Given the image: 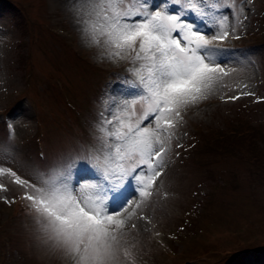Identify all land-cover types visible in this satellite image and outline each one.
Listing matches in <instances>:
<instances>
[{
  "label": "rangeland",
  "instance_id": "374dc122",
  "mask_svg": "<svg viewBox=\"0 0 264 264\" xmlns=\"http://www.w3.org/2000/svg\"><path fill=\"white\" fill-rule=\"evenodd\" d=\"M76 4L0 0V166L22 178L82 155L96 143L110 97L129 94L130 65L102 60L89 46ZM218 15L229 17L232 33L218 45L219 61L232 69L225 98L185 115L167 146L159 194L141 210L151 223L133 219L131 255L121 264H264V168L257 167H264V0H235ZM241 91L254 95L228 99ZM0 183L8 188L0 191V264H66L38 238L23 189L7 176Z\"/></svg>",
  "mask_w": 264,
  "mask_h": 264
},
{
  "label": "snow or ice",
  "instance_id": "6c2138e0",
  "mask_svg": "<svg viewBox=\"0 0 264 264\" xmlns=\"http://www.w3.org/2000/svg\"><path fill=\"white\" fill-rule=\"evenodd\" d=\"M225 7L234 8L235 0H162L159 6L149 0H77V23L89 46L99 49L102 60L130 65L124 81L129 94L110 97L96 125V143L82 155L29 178L0 166V178L23 189L20 199L40 241L66 264H121L130 257L126 229H136L134 218L151 223L141 210L159 194L167 146L185 115L215 96L225 98L221 89L229 87L225 78L232 74L218 59L224 51L218 45L232 34L229 17L218 15ZM242 95L254 93L228 99ZM77 160L84 173L79 180ZM0 191H8L4 183Z\"/></svg>",
  "mask_w": 264,
  "mask_h": 264
},
{
  "label": "trees",
  "instance_id": "16d2710c",
  "mask_svg": "<svg viewBox=\"0 0 264 264\" xmlns=\"http://www.w3.org/2000/svg\"><path fill=\"white\" fill-rule=\"evenodd\" d=\"M257 167H260L261 169H263V168H264L263 166L261 167V166H258V165H257ZM263 170H264V169H263Z\"/></svg>",
  "mask_w": 264,
  "mask_h": 264
}]
</instances>
